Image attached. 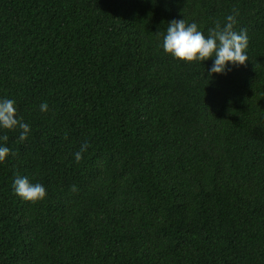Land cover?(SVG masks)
I'll return each mask as SVG.
<instances>
[{
    "label": "trees",
    "instance_id": "1",
    "mask_svg": "<svg viewBox=\"0 0 264 264\" xmlns=\"http://www.w3.org/2000/svg\"><path fill=\"white\" fill-rule=\"evenodd\" d=\"M233 9L246 65L159 47ZM3 98L31 130L0 129V264H264V0H0Z\"/></svg>",
    "mask_w": 264,
    "mask_h": 264
},
{
    "label": "clouds",
    "instance_id": "2",
    "mask_svg": "<svg viewBox=\"0 0 264 264\" xmlns=\"http://www.w3.org/2000/svg\"><path fill=\"white\" fill-rule=\"evenodd\" d=\"M234 14L226 17V22L221 25L215 23L214 27L208 29V34L199 30L197 23H188L183 19H173L168 23L166 34H163L162 43L159 45L165 54L173 59L187 63L200 62L215 57L212 67L209 69V77L213 73L225 74L231 69L229 64L239 67L246 65L249 57L246 55L248 48V35L245 29L239 32L234 30L237 23L238 11L233 9ZM41 112H47V102L40 105ZM0 129L7 131L20 130L19 141L27 139L30 132V125L22 118L17 117L16 102L13 99H0ZM7 135L0 136V140L7 142ZM90 145L82 143L79 151L75 153V160L79 163L83 152L87 151ZM11 155L15 157L16 152L12 151L6 144H0V163L6 162ZM14 193L26 202L37 203L42 201L47 194L46 188L41 183H32L27 176L17 175L13 181ZM76 191V186H72Z\"/></svg>",
    "mask_w": 264,
    "mask_h": 264
}]
</instances>
